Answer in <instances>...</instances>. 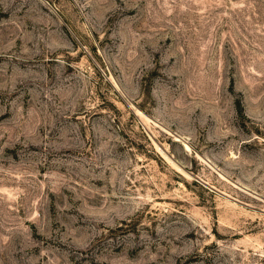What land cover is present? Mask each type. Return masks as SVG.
Instances as JSON below:
<instances>
[{"label": "rangeland", "instance_id": "obj_1", "mask_svg": "<svg viewBox=\"0 0 264 264\" xmlns=\"http://www.w3.org/2000/svg\"><path fill=\"white\" fill-rule=\"evenodd\" d=\"M0 264H264V0H0Z\"/></svg>", "mask_w": 264, "mask_h": 264}, {"label": "trees", "instance_id": "obj_2", "mask_svg": "<svg viewBox=\"0 0 264 264\" xmlns=\"http://www.w3.org/2000/svg\"><path fill=\"white\" fill-rule=\"evenodd\" d=\"M237 111L242 114L243 113V110H242V106L240 103L237 104Z\"/></svg>", "mask_w": 264, "mask_h": 264}]
</instances>
